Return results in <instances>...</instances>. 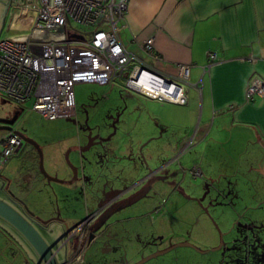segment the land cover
<instances>
[{
  "label": "rangeland",
  "instance_id": "obj_1",
  "mask_svg": "<svg viewBox=\"0 0 264 264\" xmlns=\"http://www.w3.org/2000/svg\"><path fill=\"white\" fill-rule=\"evenodd\" d=\"M9 21L0 38L27 31ZM73 89L75 113L54 119L0 95V118L18 114L12 129L37 144L44 171L58 180L42 174L33 144L0 174L40 220L71 229L108 211L79 264H264V165L252 145L214 143L212 132L197 130L194 104L151 100L119 80ZM89 132L103 140L83 149ZM0 264H33L2 229Z\"/></svg>",
  "mask_w": 264,
  "mask_h": 264
},
{
  "label": "built area",
  "instance_id": "obj_2",
  "mask_svg": "<svg viewBox=\"0 0 264 264\" xmlns=\"http://www.w3.org/2000/svg\"><path fill=\"white\" fill-rule=\"evenodd\" d=\"M127 7L128 0H10V28L16 30L22 22L27 31L0 38V95L21 104L30 101L29 109L48 119L75 113L73 87L80 82L110 84L119 80L127 90L147 98L185 104L184 84L190 66L178 64V73L170 77L126 49L118 37V22ZM139 48L151 61L162 59L153 36ZM215 57L208 52L204 70ZM146 87L171 91L172 97L149 93ZM245 96L247 100L264 97V79L253 77ZM21 146L13 129L1 134L0 169ZM82 240L80 232L67 264L81 260Z\"/></svg>",
  "mask_w": 264,
  "mask_h": 264
},
{
  "label": "crops",
  "instance_id": "obj_3",
  "mask_svg": "<svg viewBox=\"0 0 264 264\" xmlns=\"http://www.w3.org/2000/svg\"><path fill=\"white\" fill-rule=\"evenodd\" d=\"M152 36L160 61H151L139 48ZM118 37L126 49L170 77L178 73V64L189 65L186 103L163 102L194 104L197 130L212 132V142L230 149L252 145L254 162L262 168L264 97L247 100L245 89L253 77L264 79V0H128ZM208 52L216 57L204 70Z\"/></svg>",
  "mask_w": 264,
  "mask_h": 264
},
{
  "label": "water",
  "instance_id": "obj_4",
  "mask_svg": "<svg viewBox=\"0 0 264 264\" xmlns=\"http://www.w3.org/2000/svg\"><path fill=\"white\" fill-rule=\"evenodd\" d=\"M10 7V0H0V30L3 27L6 13ZM18 114L11 118H0V130H10L17 119ZM15 131V130H14ZM21 140L33 144L39 155V169L48 180L57 181L56 177L46 174L42 165V154L37 144L30 138L15 131ZM91 141L83 149L91 145ZM264 144V141L261 142ZM75 177V170L74 176ZM58 218L40 220L33 216L22 201L14 199L9 192L2 187L0 180V228L25 251L33 264H67V235L71 230L67 225L54 221ZM52 220L51 222H49ZM101 220V218L98 220ZM49 222L47 226L45 224ZM98 224H94L96 229ZM90 234V238L92 237ZM71 236V235H70Z\"/></svg>",
  "mask_w": 264,
  "mask_h": 264
},
{
  "label": "flooded vegetation",
  "instance_id": "obj_5",
  "mask_svg": "<svg viewBox=\"0 0 264 264\" xmlns=\"http://www.w3.org/2000/svg\"><path fill=\"white\" fill-rule=\"evenodd\" d=\"M8 13H9V9L6 13V16H5V19H4V24L6 22V19L8 17ZM3 24V26H4ZM16 114V113H15ZM13 115H10L8 116V118H11ZM0 125H3V122H0ZM5 130H3L4 132ZM88 138H89V141H91L92 143L96 142L97 141H102L103 138L101 137H98L96 135H93L92 132H89L88 133ZM89 143V142H88ZM87 143V144H88ZM91 143V144H92ZM27 144H30V143H26V142H23L22 141V146H21V149L24 145H27ZM32 146V144H30ZM34 146V145H33ZM85 148V146H84ZM39 157V155H38ZM3 169V168H2ZM1 170V169H0ZM0 180L2 181V187L3 189L6 191V192H9L10 195L14 198V199H17V200H20L18 197H16L13 193V191H11L10 189V178L8 176H5L3 174H0ZM21 201V200H20ZM105 209H98L97 211L93 212L92 214H90L89 216H87L86 218H84L79 224H77L76 227L74 228H71V233L70 235H67L66 237V241H67V260H69L74 252L71 250V246L69 245L70 243L69 242H74V244L76 245L77 247V236L80 234V232H83V240H82V243H81V246L83 244L84 241L88 242L91 241L94 237H95V230L97 228H99L100 226H102L103 222H104V218L106 217L108 211H103ZM101 218V220L99 221L98 223V220ZM54 221H56L58 224L59 222L62 224V225H66V223H64L62 220L58 219V220H55L53 219ZM52 220H50L49 222H51ZM49 222H47L45 224V226H47L49 224ZM94 224H98L97 228L94 229ZM93 234L92 237L90 238V234ZM80 261L76 262L75 264H79Z\"/></svg>",
  "mask_w": 264,
  "mask_h": 264
},
{
  "label": "bare ground",
  "instance_id": "obj_6",
  "mask_svg": "<svg viewBox=\"0 0 264 264\" xmlns=\"http://www.w3.org/2000/svg\"><path fill=\"white\" fill-rule=\"evenodd\" d=\"M146 91H148L149 93H160V94L164 95L167 98L172 97V95L170 94L171 91H167V92L165 91L164 92L162 89L154 90L152 88H147V87H146Z\"/></svg>",
  "mask_w": 264,
  "mask_h": 264
}]
</instances>
